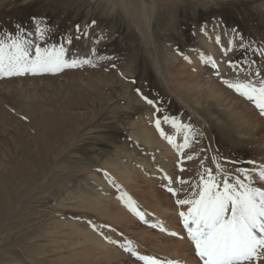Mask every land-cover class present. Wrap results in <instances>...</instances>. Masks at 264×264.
Segmentation results:
<instances>
[{
	"label": "rangeland",
	"instance_id": "1",
	"mask_svg": "<svg viewBox=\"0 0 264 264\" xmlns=\"http://www.w3.org/2000/svg\"><path fill=\"white\" fill-rule=\"evenodd\" d=\"M128 1L0 2V33L14 32L17 25L34 33L39 22L49 31L46 40L37 43L64 44L67 59L90 61L56 73L0 77V175H10L13 168L28 171L11 177L6 194L7 185L0 179V264H143L121 247L128 240L140 255L200 264L190 250L180 251L169 235L180 233L182 224L173 211L186 208H179L175 200L188 193L172 196L162 177L195 181L201 160L215 168L214 156L229 172L252 168L250 161L264 164V117L222 83L236 79L224 59L243 64L256 60L253 67L264 69V59L253 55V50L264 49V0H175L172 8L156 10L147 40L133 25ZM206 40L220 48L221 67L207 53ZM193 49L199 52L195 65ZM224 49L232 52L228 58ZM168 56L186 63V72L215 81L250 107L253 114L247 116L258 129L251 131L252 137L236 129L211 102L197 106L175 88L184 94L185 104L168 92L160 75L164 71L157 65L163 66ZM208 57L216 69L206 62ZM157 108L159 115L176 117L202 133L198 143L184 150L195 151L199 158L186 161L174 149L172 172L157 160L162 149L153 145L148 151L141 131L144 124L154 137H161L154 125ZM162 127L183 143L182 134L170 124ZM122 193L145 213L144 221L120 199ZM105 236L117 242L109 243Z\"/></svg>",
	"mask_w": 264,
	"mask_h": 264
},
{
	"label": "snow or ice",
	"instance_id": "2",
	"mask_svg": "<svg viewBox=\"0 0 264 264\" xmlns=\"http://www.w3.org/2000/svg\"><path fill=\"white\" fill-rule=\"evenodd\" d=\"M48 31L46 26L42 28L38 22L34 33L25 32L19 25L14 32L0 33V77L21 76L27 73H56L65 68L90 63L88 59H67V48L64 44L42 46L37 43L46 40ZM77 31H81L79 27ZM66 43L70 45L71 38H68ZM217 43H220L219 37ZM240 46L244 47L243 38ZM228 50L230 49H224L225 54ZM253 55L264 59V49L253 50ZM206 62L211 63L214 69L217 68L211 57H208ZM227 63L236 79H223L222 83L251 102L260 116L264 117V69L253 67L257 64L256 60H250L247 64L237 61ZM216 74L220 75L218 69ZM142 99L155 106L154 101L148 97L142 96ZM158 113L157 108L154 113V125L160 136L167 140L184 160L198 159L199 154L195 151L187 154L184 150L198 143V137L202 133L193 125L185 124L176 117ZM163 124H170L177 133H181L183 143H178L176 137L166 133ZM200 151L205 149L201 148ZM211 159L215 168L207 167L201 160V171L195 181L173 179L167 175L162 177L168 182L167 191L172 196L179 197L184 191L188 193L185 198H177L175 204L179 208H186V211H179L178 215L195 256L200 264H264V164L257 165L256 162L250 161L252 168L237 167L234 172H229L216 156ZM180 171L183 172L184 169L180 168ZM105 178L119 188L107 173ZM173 184H179L181 187L174 188ZM125 197L126 194L122 193L120 199L130 211L144 221L145 213L138 210L131 197ZM93 227L95 229L96 226ZM152 227H160L161 231H166L157 224ZM169 235L176 237L178 233L170 232ZM105 239H108L109 243L117 242L107 236ZM121 247L138 261H143V264H178L177 261L140 255L130 240L125 241Z\"/></svg>",
	"mask_w": 264,
	"mask_h": 264
},
{
	"label": "bare ground",
	"instance_id": "3",
	"mask_svg": "<svg viewBox=\"0 0 264 264\" xmlns=\"http://www.w3.org/2000/svg\"><path fill=\"white\" fill-rule=\"evenodd\" d=\"M2 1L3 0H0V2H2ZM151 1H152L151 5L145 4L144 0H129L128 1L131 17L133 19V21H132L133 25H135L136 29L140 33L141 38L144 40L145 39L147 40V34L149 35V32L152 30V29L150 30L151 27H149V24L151 23L150 21L153 20L152 18L154 16L156 10L158 8H160V9H166L167 7L172 8L173 4H175V0H151ZM139 3L141 4V7H138ZM212 42H213L212 40H206L204 42V45H206V50L210 51L207 53H210V55H213V57H215V59L218 61L219 65L221 67L223 64V62L221 60L222 52H219V51H221L220 48L216 49L215 45ZM154 45H155V42H154ZM197 51H198V49L191 50V52H192L191 55L193 56L192 57L193 61H191V62L194 65L196 63H198L197 61H198L199 52H197ZM211 51H215V52H211ZM230 53H232V52H227L228 55ZM223 54H225V52H223ZM227 54H226L227 57H224V58H228ZM201 55H202V52H201ZM229 60H231V59H229ZM157 62H159V61H157ZM225 63H227V61L224 59V65H225ZM185 64H182V63L179 64L177 62V59L174 56L173 57L168 56V58H166L165 62L163 63V66H161L160 64H157L158 69L159 70L161 69L164 71L163 75L162 74H160V75H161V78H162L168 92L175 95V98H177L179 101H182L183 103L186 102L185 99L183 100L184 94H188L189 96H191V98L193 99L194 103H196L197 106H199L202 101L206 102V103L211 102L212 104L215 105V107L217 106V108H219L223 113H225L227 115V118L232 123H235V125L233 124V126L236 129H238V130L240 129L243 131L245 130V132H248L247 137H252V133L254 131H257L258 129H255L257 127H255L254 124L251 123V120L247 116V114H248L247 112L252 113L253 110L251 111L250 107L248 108L244 102H242L240 99L232 96L230 94V92H228V90L224 89L221 85H219L215 81H212L210 79H202L197 73L194 74V73L186 72ZM227 65L228 64H226L225 66H227ZM196 68H199V67H196ZM175 88L177 89L178 92H180V90H182L181 92H183L184 94L180 95L179 93L176 92ZM186 98H187V96H186ZM206 103H204V104L201 103V104L204 107H206L207 106ZM211 103H209V104H211ZM31 112L33 113L35 111L32 110ZM260 124H261V122H260ZM141 131H142V134L145 136L144 143H145V146L148 149V151L149 152L153 151V145H156V146H158L159 149H162V151L158 153L159 156L157 157V160L159 159V161L162 162L161 166L165 167L167 172L168 171L170 172V170L172 172L173 170H172L171 163L173 161H175V159H174L175 155L173 154L174 148H171L169 146L167 140H165V139L163 140V138H161V137L160 138L154 137L150 127L144 126V124H143ZM251 131H253V132H251ZM146 156H147V154L145 153V157ZM204 161L207 162L206 159ZM33 163H35L34 159H33ZM31 165L34 166L32 163H31ZM16 168H19V166ZM27 172H28L27 170L25 171V170H21V169L19 170V169L13 168V171H12V173H10V175H7V176L0 175V179L3 180V182H4L3 184L7 185V188H4L5 193L3 191L2 192L4 194H6L7 190H10V187H11V181L10 180L14 174L17 175V173H18L21 175L23 173L24 174L23 176H25L27 174ZM129 181H130V176H129ZM1 197H2V194L0 192V199H1ZM5 202H7V201H5ZM5 206H6V204H5ZM6 208L7 207H5V209ZM177 214H178L177 211H173V215H175L174 218H176L178 216L176 219H178V221L181 222L179 215H177ZM161 215H164L163 212ZM1 216H3L2 210H0V217ZM171 232H173V231H171ZM176 233H177V230H176ZM184 236L186 237V234L183 230V227H181L180 233H178V236L174 237L175 238V240H174L175 246L180 251H184L185 249L190 250V252L193 253V256H194L195 254H194L193 246H192L191 242L187 239V237L185 239ZM180 237H183V239H181ZM100 243H102V242H100ZM100 245H102V246H100ZM100 245H99V247H101L102 249H105V247H106L105 244H100Z\"/></svg>",
	"mask_w": 264,
	"mask_h": 264
}]
</instances>
